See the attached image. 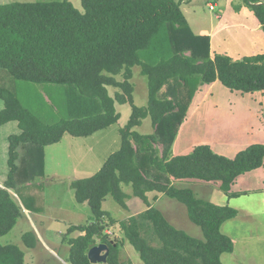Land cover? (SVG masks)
<instances>
[{"label": "trees", "instance_id": "obj_1", "mask_svg": "<svg viewBox=\"0 0 264 264\" xmlns=\"http://www.w3.org/2000/svg\"><path fill=\"white\" fill-rule=\"evenodd\" d=\"M181 1L80 0V8L70 0L0 4V73L35 84L66 85L61 90L73 94L72 99L56 101V105L91 111L88 116L61 118L48 124L44 119L48 113L54 116L51 110L36 114L14 91L0 85V126L15 121L20 129L8 137L9 171L4 188H0V236L8 233L23 214L18 200L9 192L18 183V152L22 150L23 155L32 150L31 158L22 156L19 184L23 185L32 174L42 172L45 146L59 142L64 134L86 137L108 128L120 118L118 105L129 103L131 114L119 128V148L92 175L70 182L75 200L86 202L92 216L89 224L68 227L63 239L75 230L84 232L66 239L70 245L68 262L93 264L87 253L96 240L107 246L106 264H124L119 258L124 242L144 264H223L222 254L233 252V240L222 232V225L234 218L237 210L228 203L198 198L192 189L176 186L172 180L217 182L228 199L238 196L240 193L232 192L231 186L238 176L264 165V144L252 143L232 158L214 152L209 144H198L187 154L172 155L170 149L198 85L220 81L243 93L264 91V52L237 59L221 53L211 57L209 36L191 31ZM243 2L264 32V3ZM151 44L162 49L163 56L155 64L140 57ZM134 66L147 77L146 106L134 104L130 82ZM7 80L2 78L0 82L6 84ZM165 88L168 96L159 98L158 93ZM146 117L151 119L154 131L142 134L135 129ZM155 144L162 145L161 154ZM123 185L131 187V195L147 208L116 220L103 208V202L110 195L126 208L131 195ZM160 195L182 203L203 238L171 224L152 205L151 200ZM116 225L121 242L111 240L106 232V226ZM22 242L33 248L35 234L24 232ZM0 264H24V252L15 244H0Z\"/></svg>", "mask_w": 264, "mask_h": 264}, {"label": "rangeland", "instance_id": "obj_2", "mask_svg": "<svg viewBox=\"0 0 264 264\" xmlns=\"http://www.w3.org/2000/svg\"><path fill=\"white\" fill-rule=\"evenodd\" d=\"M12 1L36 0H0V4ZM70 1L80 8V0ZM260 2L264 3V0ZM210 5L213 7H210ZM180 8L190 20L189 27L191 31L200 30L201 25L208 26V28L214 25L220 28L217 30L213 43L214 47L217 46L216 50H220L221 46L222 48L228 46V49L231 47L229 51L234 56L241 55V57L264 51V32L253 12L243 0H182ZM241 8H247L249 13H239ZM224 26L230 29L223 32ZM246 44L248 48H243ZM216 50L214 49V54ZM184 52L189 54L187 50H184ZM162 56V49H158L153 44L147 50L140 52L141 59L150 64H155ZM7 74L0 73V79L8 77L6 84L0 82V85L14 91L22 104L36 114L40 115V111L51 110L54 116L51 118V114L48 113L44 119L48 124L61 118H76L91 114V111L86 108H83L80 112L74 106L69 109V106L59 108L56 105V101L62 103L69 97L72 99L73 94L69 96L61 90L67 87L66 85L35 84L15 80ZM117 78L120 81L122 80L121 76ZM130 82L134 87V104L146 106L148 81L146 76L140 74L138 66L133 67V77ZM111 93H113V89H111ZM168 94V88H165L162 94L158 96L163 98L167 97ZM2 107L3 102L0 99V109ZM118 111L120 113L118 122L113 127L104 130L107 131V136L101 147L102 150L100 151V147L96 145L97 151H100L98 156L84 155L83 137L66 134L65 138L59 143L43 148L42 172L32 174L30 181L21 185L19 184V177L23 170L22 156L31 158L30 151L32 150L27 151L26 154L23 153V155L22 150L18 152L19 155L16 161L19 165L18 183L16 188L11 191L15 194L14 197L18 200L23 214L8 233L0 236V244H15L20 247L24 252V264H70L67 260L70 245L66 239L77 237L84 232L75 230L68 234L67 238L63 239V237L70 225L89 224L92 216L86 202L79 203L75 200L70 182L74 178L86 177L89 176L88 174L96 172L99 156H105L106 159L119 148L120 144L115 149V143H112V139L116 136L119 142L121 141L119 130L116 131L114 127L121 128L127 123L131 114V106L129 103L118 105ZM135 130L142 134L152 133L154 130L151 119L149 117L142 119L141 125L137 126ZM19 131L15 121L0 126V184L4 183L9 171L7 164L8 137L11 134L19 133ZM178 131L179 139L175 146L173 145V148L170 149V151L174 150L177 155L190 153L194 146L198 144H209L214 152L232 158L239 150L252 143L264 144V91L243 93L227 88L220 81L211 84H200L196 87L195 93L185 109ZM108 141H111V143H108ZM155 147L158 154H161L162 145L155 144ZM246 175L250 180L248 186L252 188L261 186L260 178H256L257 171ZM173 182H176V186L192 189L198 198L216 204L228 202L225 193L219 188L217 182H206L197 179H175L172 180ZM235 188H238V186ZM123 189L131 195V187L123 185ZM152 196L153 194L150 195V197ZM246 196L232 200L231 204L239 210L240 219L248 215V208L259 212L257 214L261 218L257 217L259 220L253 221V224L258 225L263 232L264 195L254 193ZM153 206L158 208L175 227L185 230L194 237L203 238L200 228L189 220L186 207L176 199L162 195L161 200ZM103 208L109 211L112 218L125 220L135 215V213L137 214L138 211H143L147 206L142 200L131 195L127 200V207L123 208L108 195L103 202ZM107 222H109L108 218L105 219L106 225H108ZM231 224L232 221L225 223L222 232L229 233ZM26 231H31L36 236V243L33 248L26 247L22 242V234ZM106 232L109 233L111 240L121 242L122 236L117 225L113 227L106 226ZM256 242L259 244V250L262 253L259 255L261 261H264V239L260 238ZM100 243L99 240H96L95 245ZM240 245L238 243L236 249L237 252L242 253ZM104 252L105 250H102L100 255H103ZM244 255L246 254L244 253ZM230 257L231 255L228 253L224 254L222 262L229 264ZM119 258L124 264H144L138 253L127 242L120 246ZM95 263L103 264L102 261H96ZM261 264H264V262H261Z\"/></svg>", "mask_w": 264, "mask_h": 264}, {"label": "crops", "instance_id": "obj_3", "mask_svg": "<svg viewBox=\"0 0 264 264\" xmlns=\"http://www.w3.org/2000/svg\"><path fill=\"white\" fill-rule=\"evenodd\" d=\"M210 7H213V6L210 5ZM247 12L249 13V10L247 8H241V12H239V13H247ZM186 19L188 21V24H190V20L187 17H186ZM219 29H220L219 27H216L214 25L211 26V28H208V26H205L204 27L203 25H201L200 30H198L196 32L193 31V33L194 34H197V35H208L209 36L210 56L211 57L214 56V52H213L214 49L215 50L217 49V46L214 47L213 43H214V38L216 36L217 30H219ZM229 29L230 28H226L224 26L222 30H223V32H227ZM224 36H226V34H224ZM247 44L243 48H248V45ZM211 48H212V50H211ZM220 48H221L220 50H216V53L227 54V55L231 56L234 59H237V58L241 57V55L240 56H234L233 53H231L229 51V50H231V47L228 49V46H226V48H224V47L222 48V46H221ZM259 53H262V51L259 52ZM254 54H256V53H254ZM160 94H162V89L160 90V92L158 93V95H160ZM133 100H134V96H133ZM115 124L109 126L108 128H105V129H102V130H98L95 133H93L92 135L83 137V144H84V150H85L84 155H90V154H92L94 156H98L99 153H100V151L102 150L101 147H102L103 143L105 142V138L107 136V131H104V130H107L110 127H113ZM114 128H115L116 131L119 130V128H117V127H114ZM100 131H102V132L99 133ZM178 134H179V131H178V133L176 134V136H175V138L173 140V143L171 145V148H173V145L175 146V143L179 139ZM65 136H66V134H64V136L62 137V139H64ZM117 138L118 137L116 136L114 139H112V143H115V147H116L115 149H117V147L120 144V142H119V140ZM92 139L94 141H96L95 144H93L94 141ZM59 142H57V143H59ZM108 143H111V141H108ZM52 145L53 144L48 145V146H45V147H50ZM96 145L100 147V151H97ZM160 153H161V151H160ZM171 154L172 155H177L176 153H174V150L171 151ZM44 156H45V152H44ZM98 159H99L98 160L99 161V164L96 166V169L97 170L103 164L104 159H105V156H99ZM254 171H257L258 172V175L256 176V178H260V180H261V186L258 187V188H252V187L248 186L250 180H249V177H247L246 174L247 173L254 172ZM92 174L93 173H90L88 175L90 176ZM174 184L176 185V182ZM236 186H238V188H235ZM0 188H4L3 184H0ZM231 191L232 192H238L240 194L238 196L232 197L230 199L227 198V201L228 202H225V203H228L229 205L231 204V201L232 200L239 199L240 197H247L246 195H249V194H254L255 193V194H262V195H264V165L261 166L260 168L254 169L252 171L246 172V173L238 176L237 179L234 181V183L231 186ZM9 192L12 195L15 196V194L11 190H9ZM161 198H162V195H160L156 200H151V202L156 201L154 204L153 203L152 204L153 205H156V203L159 200H161ZM231 205L234 206L233 204H231ZM234 208H235V206H234ZM235 209L237 210V215L234 218H232L230 220H227L222 225V227H223L225 223H227L229 221H232V224L230 226L231 231L229 233H227V235H229L232 238L233 243H234V250H233V252L228 253V254L231 255L230 259L228 260L229 261V264H231V262H232V264H234V263H237V264H249V263L250 264H261V262H264V261H261L262 259L260 258L259 255H261L262 253L260 252V250H259V244L256 241H259L260 238L264 239V231L262 232L260 230V228L258 227V225L253 224V221L259 220L258 218H261V216L257 214L259 212H255L253 209H249L248 208L247 209L249 211L248 215L245 216L244 218H241L240 219L239 218L240 212H239V210L237 208H235ZM138 213H139V211H138ZM262 218H264V217H262ZM250 221H252V222H250ZM257 222H259V221H257ZM232 226H233V229H232ZM238 243L241 244L240 245V251L242 253L237 252L236 246H237ZM244 253L246 255H244ZM224 254H226V253H224ZM224 254H222V256ZM222 256H221V260H222ZM246 259H249V260H246Z\"/></svg>", "mask_w": 264, "mask_h": 264}, {"label": "water", "instance_id": "obj_4", "mask_svg": "<svg viewBox=\"0 0 264 264\" xmlns=\"http://www.w3.org/2000/svg\"><path fill=\"white\" fill-rule=\"evenodd\" d=\"M102 250H105L103 255H100V252ZM108 250L107 246L104 243H100L99 245H95L94 247L90 248L88 251V259L91 263L96 264V261H102L103 264H106V256H107Z\"/></svg>", "mask_w": 264, "mask_h": 264}]
</instances>
